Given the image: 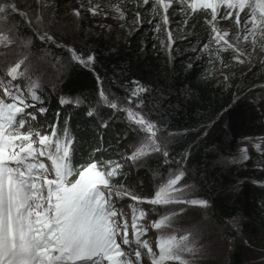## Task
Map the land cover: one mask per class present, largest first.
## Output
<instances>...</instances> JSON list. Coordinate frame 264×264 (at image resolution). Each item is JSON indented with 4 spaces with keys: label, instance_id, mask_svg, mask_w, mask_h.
<instances>
[{
    "label": "rangeland",
    "instance_id": "obj_1",
    "mask_svg": "<svg viewBox=\"0 0 264 264\" xmlns=\"http://www.w3.org/2000/svg\"><path fill=\"white\" fill-rule=\"evenodd\" d=\"M5 1L15 2L14 5L18 11H9L8 19L4 22L5 31L12 28L10 34L15 37L16 42L10 47L0 46V53H3L0 55V81L5 86L18 83L21 90L24 91L25 97L30 101L26 85L29 82L27 78H31V80L38 82L39 87L36 91L43 99L42 105L38 104L36 108L26 110V112L35 113L37 119L33 121L27 117V123L21 131L27 132L33 129L39 130L41 134L49 133L51 129L45 123L40 125L38 117L43 118L52 103L61 104V99L64 98L69 102L60 105L59 114L65 112L72 117L81 114L85 120L94 123L101 129L102 133L100 134L103 137L117 140V149H121L111 161L123 165L122 174L115 177L114 180L115 184L124 185V188L120 189L121 191H129L142 198H151L158 185L166 180L169 174H175L183 169L185 175L177 186L185 184L189 186L186 189L185 198L208 202L207 207L187 204L153 206L145 203L136 205L147 212L146 217L140 223L148 227L149 231L142 239H147L155 252L158 253L157 238L161 234H175L177 237L188 234V243L192 246L193 252L181 254L188 264H234L235 261L232 256H236L239 246L242 248L239 252L240 258L244 260L241 264H264V236L259 234L255 228L247 229L244 226L248 220L243 212L228 220V228L221 227L214 220L213 202L209 197L202 196L198 186L188 179L183 161L181 159L175 161L169 158L172 148L175 149L177 146V140L165 128L157 127L156 138L162 149L167 151V157L162 152H152L135 163L127 160L134 148L139 146L145 133L134 131L133 128L136 126L129 124L125 119L124 112L106 106L101 100L100 91L103 90L109 99L116 100L119 105L129 106L138 112H142L146 119L150 120L149 112L144 108V104L142 108H136L137 100L141 99L144 93L140 97L134 98L131 105H126V102L120 103L109 89L104 88L100 83L101 78H99L98 105L86 108L82 105V98L69 95L62 89L71 65L72 58L68 51L71 47L65 45L66 51L59 49L57 52H53L50 47L35 45L31 35L22 28L19 18L24 19L28 28L39 38L44 33L48 35L52 33L57 39L78 46L84 52H93V50L98 49L104 54H116L123 49L136 47L144 55L153 58L158 57L157 59L161 61L162 65L167 63L168 69L174 67L178 61L177 66L182 68L185 73L194 71L195 77L198 79L197 82H194L197 87L213 84V87L221 88L222 92L226 95L229 92L230 95L231 91L238 86L237 90H234L231 103L225 111L229 115V119L225 121L222 128L228 132V136L225 137V142L228 145L219 152L218 162L225 168L235 166L247 173V177L240 178L234 187L225 191L227 194L239 197V199H242L240 191L244 188L250 187L264 191V181H258L252 177L253 169L262 167V162L257 160V156L264 155V139L257 135L260 128L264 126V50L260 47L264 40L257 37L255 47L251 36L247 42L241 39L237 43L234 39L237 32L234 21L220 22L218 27L222 31L231 33L228 38L229 41L235 44L237 48L245 51L246 55L240 57V60L243 61L241 63L240 60L234 59L237 53L233 49H227L217 54V45L213 41L207 43L209 45L207 50H202L203 45L196 42L195 33L187 32L182 24L190 10L187 13L180 10L185 6L178 3H173V6L169 8V21L168 24H165L162 18L163 9L153 12L152 0L148 5L142 3L137 5L135 2L136 7H149L148 15L141 13L139 18L136 16L138 11L133 10L131 6L118 5L125 13L124 19L114 18L118 15L114 8L105 9L102 6L97 9V15H92L89 9L98 3L90 0ZM77 10L80 15L75 14ZM241 15L243 16V14ZM224 22L232 23L234 28L225 29ZM169 31L171 32L170 37ZM240 34L243 37L244 33L241 32ZM28 40L31 43L25 47L24 42ZM47 42L57 46L55 39ZM227 55L230 56L229 59H227ZM20 60H24L20 71L25 72V76L12 82L6 74L7 69ZM93 63L89 64L88 67H91ZM164 69L165 67H163V76L169 79L168 73L170 72L168 69ZM203 69H206V74L200 72ZM3 95L4 88L0 86L1 98ZM77 99L79 102H74ZM41 106L47 109L44 114H40L38 111ZM104 107L120 113L116 122L113 123L111 120L105 119L102 115ZM90 112L91 115H89ZM104 124H107L106 128L102 126ZM68 126L69 122L64 124L63 129L67 130L68 138L72 140ZM57 133L63 137L62 129H57ZM245 135H248V138ZM242 150H246V153ZM245 155H247V159H243ZM230 158H236V162L229 163ZM101 166L105 170L110 167L107 162ZM141 170L148 174V180L138 179ZM246 182L251 185L245 184ZM114 200L117 207L126 214L130 223L132 211L129 205L135 202L129 196H124L122 199L114 197ZM180 208H183V212L178 211ZM173 210L177 211L178 214L172 217L169 226L159 230L150 227L152 221L158 220L166 212ZM129 239H133L131 227H129ZM143 251L146 252V250ZM165 264H179V261H166Z\"/></svg>",
    "mask_w": 264,
    "mask_h": 264
},
{
    "label": "snow or ice",
    "instance_id": "obj_2",
    "mask_svg": "<svg viewBox=\"0 0 264 264\" xmlns=\"http://www.w3.org/2000/svg\"><path fill=\"white\" fill-rule=\"evenodd\" d=\"M136 3L148 5L150 0H136ZM152 3L153 12L163 9L165 24H168V10L173 3L185 6L180 10L186 13L188 10L192 14L203 12L206 23L211 25V39L217 45V54L233 49L237 53L234 57L236 60L246 55L244 50L229 41L231 33L218 27L225 20L234 21L237 27L234 39L237 43L241 39L247 42L251 36L255 47L257 37L264 40V0H152ZM99 7L97 4L89 11L95 16ZM113 8L118 14L114 18H125L118 5ZM9 11L17 12L18 9L14 4L0 0V46L3 47H10L16 42L10 34L12 28L7 31L4 28ZM75 14L80 15V12L77 10ZM140 15V12L136 13L137 18ZM241 32L244 33L243 37ZM40 39L51 41L53 38L44 33ZM30 43V40L25 41L24 46ZM208 47V44H204L202 50ZM260 47L264 50V43ZM68 51L72 60L84 67L94 62V54L85 59L72 48ZM240 62L243 63L242 60ZM23 63L24 60H20L7 69L6 74L12 82L25 76V72L20 71ZM27 79L30 101L18 83L5 86L0 81L7 98H0V264H143L144 256L150 264H165L166 261L188 264L181 254L193 252L188 243L189 235L177 237L175 234H161L157 238V255L149 241L142 239L149 231L140 223L147 212L136 206L147 203L153 206L187 204L207 207L205 200L185 198L189 187L187 184L177 186L185 175L184 170L169 174L151 198L121 191L124 185L113 183V179L122 174L123 165L119 162L108 161L110 167L104 170L98 161L93 160L79 166L77 171L71 159L73 141L68 138L67 130L63 137L57 133L56 124L50 125L51 131L45 134L33 129L21 131L27 117L33 121L37 119L35 113L26 110L43 104L42 97L36 91L38 82ZM133 83L136 87L130 91L129 105L133 98L148 91L139 82ZM100 97L106 106L124 112L129 124L136 126L134 131L145 133L127 160L135 163L152 152H162L165 157L168 156L156 138L155 122L146 119L142 112L109 99L103 90ZM66 102L69 101L61 99V104ZM143 103L142 99H138L136 108H142ZM38 111L44 114L47 109L41 106ZM102 126L106 128L107 124ZM242 151L246 153V150ZM247 158V155L243 156V159ZM228 162L235 163L236 158H230ZM74 175L76 178L70 179ZM124 196H129L135 202L129 205L132 211L130 223L114 200V197L122 199ZM178 211L183 212V208ZM177 214L175 210L166 212L158 220L152 221L150 227L154 230L167 227ZM129 227L132 240L129 239ZM142 249L146 252H142Z\"/></svg>",
    "mask_w": 264,
    "mask_h": 264
},
{
    "label": "trees",
    "instance_id": "obj_3",
    "mask_svg": "<svg viewBox=\"0 0 264 264\" xmlns=\"http://www.w3.org/2000/svg\"><path fill=\"white\" fill-rule=\"evenodd\" d=\"M90 1L97 2L105 9L116 5L131 6L133 10L148 15L149 7H136V0ZM4 2L16 4L11 1L4 0ZM19 21L22 28L31 35L35 45L50 47L53 52L59 49L66 51L64 47L68 45L85 59L94 54V63L91 67L84 68L71 60L69 74L62 86L69 95L82 98V105L86 108L98 105L97 76L101 78V85L109 89L120 103L126 102V105H128L131 89L136 87L134 81L147 88L148 91L141 99L144 102V108L149 112L150 120L155 122L157 127L165 128L177 140V146L175 149L172 148L169 158L175 161L181 159L185 164L188 179L198 186L202 196L209 197L213 202L214 220L221 227L228 228V220L243 212L248 220L244 226L247 229L255 228L264 236V191L250 187L244 188L240 191L242 199L233 194H227L225 191L234 187L240 178L247 177V173L235 166L225 168L218 162L219 152L228 145L225 142L228 132L222 128L225 121L229 119L225 111L238 86L231 91L230 95L229 92L227 95L222 92L221 88L213 87V84L197 87L194 82L198 79L194 71L185 73L177 66L178 61L174 67L168 69L167 63L162 65L158 57L144 55L136 47L123 49L116 54H104L98 49L93 52H84L78 46L57 39L51 33L49 35L57 44L54 46L48 44L46 40H40L28 28L24 19L19 18ZM182 24L187 32L195 33L198 44L204 45L212 41L211 25L206 23L203 12L195 14L188 12ZM230 27L234 28V25L224 22L225 29ZM67 55L70 56V54ZM226 57L230 58L228 55ZM163 67L170 72L169 79L163 76ZM200 72L206 74V69ZM48 110L43 118L38 117L40 125L45 123L49 127L56 124L57 129H62L63 136L64 124L69 122V133L73 141L71 159L74 168L87 165L93 160L98 161L100 165L104 164L111 161L121 149H117L116 139L103 137L100 134L101 129L85 120L83 115L78 114L72 117L65 112L59 114L60 104L58 103H52ZM103 110L102 115L105 119L113 123L120 117L118 111L105 107ZM257 135L264 139V126L260 128ZM245 137L248 138V135ZM257 160L262 162V167L253 169L252 177L258 181H264V155L257 156ZM147 176L148 174L141 170L138 179L146 181ZM241 249L239 246L236 256H232L234 264H241L244 261L239 255Z\"/></svg>",
    "mask_w": 264,
    "mask_h": 264
},
{
    "label": "bare ground",
    "instance_id": "obj_4",
    "mask_svg": "<svg viewBox=\"0 0 264 264\" xmlns=\"http://www.w3.org/2000/svg\"><path fill=\"white\" fill-rule=\"evenodd\" d=\"M157 255H158V253H157ZM144 258H145V260L148 261L149 264H150V261L148 260V258H147L146 256H144Z\"/></svg>",
    "mask_w": 264,
    "mask_h": 264
},
{
    "label": "water",
    "instance_id": "obj_5",
    "mask_svg": "<svg viewBox=\"0 0 264 264\" xmlns=\"http://www.w3.org/2000/svg\"><path fill=\"white\" fill-rule=\"evenodd\" d=\"M76 62V61H75ZM77 64H78V62H76ZM80 64V63H79ZM61 105V104H60ZM245 184H249V185H251L249 182H246ZM256 190V189H255Z\"/></svg>",
    "mask_w": 264,
    "mask_h": 264
},
{
    "label": "clouds",
    "instance_id": "obj_6",
    "mask_svg": "<svg viewBox=\"0 0 264 264\" xmlns=\"http://www.w3.org/2000/svg\"><path fill=\"white\" fill-rule=\"evenodd\" d=\"M143 250H144V249H142V252H144Z\"/></svg>",
    "mask_w": 264,
    "mask_h": 264
}]
</instances>
